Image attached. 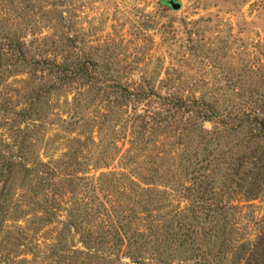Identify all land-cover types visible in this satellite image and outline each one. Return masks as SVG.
Masks as SVG:
<instances>
[{
  "label": "rangeland",
  "instance_id": "rangeland-1",
  "mask_svg": "<svg viewBox=\"0 0 264 264\" xmlns=\"http://www.w3.org/2000/svg\"><path fill=\"white\" fill-rule=\"evenodd\" d=\"M168 1L0 0V264H258L264 0Z\"/></svg>",
  "mask_w": 264,
  "mask_h": 264
},
{
  "label": "trees",
  "instance_id": "trees-1",
  "mask_svg": "<svg viewBox=\"0 0 264 264\" xmlns=\"http://www.w3.org/2000/svg\"><path fill=\"white\" fill-rule=\"evenodd\" d=\"M260 129V134L264 135V121L257 120L256 123ZM252 164V176L247 182L246 179H243V183L240 185L241 187L245 186V194H247V198L255 199L256 195L260 192H264V152H261L260 155L256 156L253 160ZM259 249L256 251L258 253L259 261L258 264H264V246L258 247Z\"/></svg>",
  "mask_w": 264,
  "mask_h": 264
},
{
  "label": "water",
  "instance_id": "water-1",
  "mask_svg": "<svg viewBox=\"0 0 264 264\" xmlns=\"http://www.w3.org/2000/svg\"><path fill=\"white\" fill-rule=\"evenodd\" d=\"M168 4L171 6L173 10H177L180 8V4L177 2H174L172 0L168 1Z\"/></svg>",
  "mask_w": 264,
  "mask_h": 264
}]
</instances>
